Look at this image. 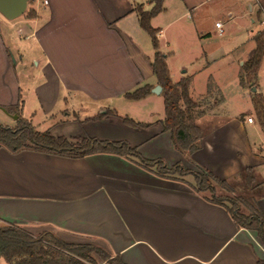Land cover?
Here are the masks:
<instances>
[{"label":"crops","instance_id":"obj_1","mask_svg":"<svg viewBox=\"0 0 264 264\" xmlns=\"http://www.w3.org/2000/svg\"><path fill=\"white\" fill-rule=\"evenodd\" d=\"M252 1L249 15L260 18V9ZM179 2L187 8L183 0ZM28 3L34 16L24 15L16 33L32 40L40 53L37 63L45 82L33 85L39 106L51 120L54 112L62 115L46 130L69 141L85 137L116 141L109 131L128 126L118 112L103 104L91 107L66 100L58 108L61 86L95 101L116 100L145 85V71L153 74L155 50L139 25L135 7L149 10L152 4L149 0ZM260 5L264 7V0ZM164 11L150 19V25L159 29V49L164 28L154 23ZM10 31L3 35L0 30V84L7 87L8 81L17 87L16 102L7 103L18 107L25 102L15 69L20 66L24 71L26 62L24 51L17 49L14 58L9 45L3 44L4 38L7 42L11 38ZM263 64L264 52L253 79L256 91L249 88L264 98L259 74ZM25 79L30 83L29 76ZM247 117L252 116L231 113L205 129L200 148L189 157L173 147L160 119L147 122L146 128L129 126L138 138L122 139L147 159H161L168 167L178 163L188 170L197 164L220 179L253 167L262 180L254 196L264 214V153L259 151L264 149V134L258 120L249 123ZM195 123L203 127L198 117ZM0 224L18 225L31 233L46 230L71 244H93L109 257L93 256L95 264H257L258 259L264 263V248L256 233L237 227L223 206L195 191L191 175L163 178L115 154L76 158L0 147Z\"/></svg>","mask_w":264,"mask_h":264},{"label":"rangeland","instance_id":"obj_2","mask_svg":"<svg viewBox=\"0 0 264 264\" xmlns=\"http://www.w3.org/2000/svg\"><path fill=\"white\" fill-rule=\"evenodd\" d=\"M34 1L37 2V0ZM183 2L187 8L179 0H163L161 11L163 9L165 11L156 17L154 23L164 28L163 35L160 37L162 46L160 49L165 53L159 50L166 55L165 62L171 80L178 82L183 78L187 79L189 96L195 101L198 108V116L196 117L200 119L204 129L220 123L231 113L244 117L251 115V118L255 121L257 118L251 107L253 93H251L249 87L254 86L256 82L253 80L254 82L248 83L249 77L246 76L243 67V63L252 54L253 35L262 29L260 18H256L253 14L249 15L248 6L253 1L183 0ZM199 2H202L200 6L188 7ZM29 5L30 3H28L23 15L13 20H7L0 14L1 33L4 35L6 30H11V38L8 42L4 38L3 44L7 43L9 45L11 56L14 58L17 55V49L24 51L23 58L26 62L24 71L20 66L15 69V79L18 80L19 85L22 87L21 91H23L21 100H24V106L16 107L7 103L8 100L10 102L12 100L16 102L17 100L18 91L14 84H10L8 81L6 82L8 83L7 87H2L0 84V102H3V106H0L6 111L0 109V124L11 126L14 120L21 115L24 118H30L29 122L36 130L44 131L52 123L61 120L62 115L54 112L55 116L51 120L39 106L33 85L40 80L45 82L39 71L41 63L40 65L37 63L40 59V53L35 50L32 40H24L16 33ZM251 20H253V23ZM215 22L221 23L223 31L221 34L214 26ZM153 27L155 26L153 25ZM206 61H211V63L206 64ZM149 72L145 71L144 74L146 84H151L155 80L154 74H149ZM259 74L264 82V64L260 68ZM256 75L255 73L254 77ZM26 76H29L30 83L25 79ZM157 84L155 80L150 86L153 87ZM65 90L67 92H64ZM60 92L61 98H59L57 104L58 108L65 106V100L67 102L85 103L84 106L91 105V107L103 104L106 107L114 108L121 119L128 118L135 123H147L162 119L164 116L161 93H149L146 95L147 98L139 100L126 99L121 96L116 100L101 99L93 101L89 97L81 95L79 91L66 89L64 86H61ZM257 94H259L258 91ZM95 110L93 112H97ZM212 112H215L217 116L215 115L216 117L213 118L202 117L201 113L209 116ZM89 114H92V112ZM106 130L112 129L108 128ZM101 131L105 132V130L100 129ZM109 132L113 134L116 141H126L122 139L124 137L138 138L129 126L116 128L113 132ZM71 141L74 140L71 139ZM77 141L80 140L74 142L77 143ZM263 150L259 151L264 153ZM0 264L8 263L2 258Z\"/></svg>","mask_w":264,"mask_h":264},{"label":"trees","instance_id":"obj_3","mask_svg":"<svg viewBox=\"0 0 264 264\" xmlns=\"http://www.w3.org/2000/svg\"><path fill=\"white\" fill-rule=\"evenodd\" d=\"M162 1L149 0L152 4L149 10H143L140 5L135 10L139 25L149 34L155 50L151 66L156 82L162 88L164 116L159 120L161 130L168 131L173 147L189 157L200 148V139L206 130L195 123L197 104L189 96L187 79L178 82L171 80L165 62L166 55L159 51V29L150 25V19L162 10ZM33 16L32 9H28L25 17ZM253 41L252 54L243 63L246 76L249 77L248 83L253 81L263 56L264 30L254 34ZM151 88L145 84L123 96L139 100L148 95ZM252 107L264 134V98L261 94H253ZM122 120L133 128L149 126V123H135L128 118ZM0 147L10 152L33 150L76 158L95 153L115 154L163 178L191 175L194 190L206 200L223 206L237 227L254 231L264 248V214L254 196L262 180L253 167H245L229 179H220L197 164H194L196 170H188L178 163L168 167L161 159H147L126 141L83 138L73 143L64 136H53L49 130H36L20 116L14 126L0 124ZM93 256L109 260L107 253L93 244H71L46 230L31 233L18 225L0 224V259L3 258L8 264H95ZM257 264L264 263L258 259Z\"/></svg>","mask_w":264,"mask_h":264},{"label":"water","instance_id":"obj_4","mask_svg":"<svg viewBox=\"0 0 264 264\" xmlns=\"http://www.w3.org/2000/svg\"><path fill=\"white\" fill-rule=\"evenodd\" d=\"M29 1L30 0H0V14L8 20H13L24 14ZM161 90V86L157 84L151 88L150 92L160 94ZM251 91L255 92L256 89L252 86ZM0 109L6 112L1 106Z\"/></svg>","mask_w":264,"mask_h":264},{"label":"built area","instance_id":"obj_5","mask_svg":"<svg viewBox=\"0 0 264 264\" xmlns=\"http://www.w3.org/2000/svg\"><path fill=\"white\" fill-rule=\"evenodd\" d=\"M44 3H47V0H43ZM255 4L258 9H260V24L262 25V29L264 30V7L260 5V0H255ZM215 28L218 29V33L221 34L222 31V25L220 22H215L214 23ZM247 122L251 123L253 119L251 117H247Z\"/></svg>","mask_w":264,"mask_h":264}]
</instances>
